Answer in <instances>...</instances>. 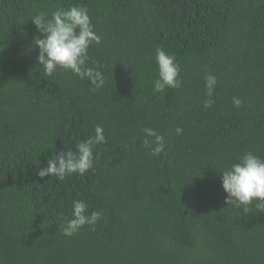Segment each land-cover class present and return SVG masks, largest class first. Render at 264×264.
Returning <instances> with one entry per match:
<instances>
[{"label": "trees", "instance_id": "16d2710c", "mask_svg": "<svg viewBox=\"0 0 264 264\" xmlns=\"http://www.w3.org/2000/svg\"><path fill=\"white\" fill-rule=\"evenodd\" d=\"M70 5L100 37L88 66L101 88L37 68L31 17ZM158 47L182 84L154 94ZM96 125L92 169L36 174ZM145 127L165 136L161 154ZM247 152L264 158V0H0V264H264V213L227 205L221 184ZM75 200L102 218L66 237Z\"/></svg>", "mask_w": 264, "mask_h": 264}, {"label": "clouds", "instance_id": "9594fccd", "mask_svg": "<svg viewBox=\"0 0 264 264\" xmlns=\"http://www.w3.org/2000/svg\"><path fill=\"white\" fill-rule=\"evenodd\" d=\"M31 21L40 34L34 39V46L39 49L37 68L42 69L44 75L52 76L59 68L70 71L80 79L86 78L94 89L103 87V73L88 66V50L93 43H100V37L93 30L87 8L78 5H70L67 9L59 7L52 11L51 15L40 12L32 16ZM155 53L157 78L153 83L154 94L166 89L180 88V66L176 63L175 56L159 47ZM204 81L209 97L205 106L210 107L213 103L210 98L217 85V78L207 74ZM232 103L237 108L242 106V100L238 97H233ZM142 131L144 147L154 156L161 154L166 147L165 136L151 127H145ZM175 133L182 134V129L176 127ZM106 142L104 128L96 125L94 135L76 143L75 151L54 152L46 167H39L38 164L36 174L41 179L55 176L58 180L72 174L83 176L93 168L96 146ZM220 174L222 188L227 194V205L243 207L247 212L253 201H256L257 211L264 213V158L247 152L242 154L237 162L221 169ZM88 208V204L83 200L72 202L71 218L65 220L61 229L64 236L71 237L85 225L95 228L102 218V212H89Z\"/></svg>", "mask_w": 264, "mask_h": 264}]
</instances>
